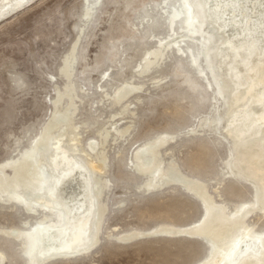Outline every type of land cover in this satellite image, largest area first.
Segmentation results:
<instances>
[{"label":"rangeland","instance_id":"obj_1","mask_svg":"<svg viewBox=\"0 0 264 264\" xmlns=\"http://www.w3.org/2000/svg\"><path fill=\"white\" fill-rule=\"evenodd\" d=\"M27 1L0 12V180L5 181L0 184V264H33L24 254V231L35 235L40 220L56 218V209L42 201L29 207L6 190H22L13 166L36 145L54 113L65 108L69 124L50 130L45 160L37 167L48 173L57 141L73 148L87 166L85 172L98 179L96 214L101 217L88 250L40 264H202L209 241L176 232L193 229L204 213L200 199L183 185V175L207 186L228 213L245 205V225L264 232L260 203L253 204L255 179L233 166L237 160L226 133L233 84L216 54L224 37L234 44L243 39L240 15L231 12L234 2L222 8L224 13L220 9L221 18L212 24L226 22L224 32L213 29L208 37L209 22L196 34L186 28L188 3L196 12V0ZM217 1L223 5L230 0H213L208 6ZM240 2L238 9L251 19L264 12V0ZM172 12L177 17L170 26ZM120 88L124 96L117 99ZM259 124L260 137L264 120ZM159 138L163 141L155 147L154 165L175 171L161 186L153 168L145 174L136 169L141 161L137 153L142 161L149 159L143 149ZM79 175L77 171L68 192H79ZM13 230L23 231L21 237Z\"/></svg>","mask_w":264,"mask_h":264},{"label":"bare ground","instance_id":"obj_2","mask_svg":"<svg viewBox=\"0 0 264 264\" xmlns=\"http://www.w3.org/2000/svg\"><path fill=\"white\" fill-rule=\"evenodd\" d=\"M210 1L213 0H196V12L191 10V4L188 3V8L186 9L188 16L185 19L186 28L190 33L196 34V32H201L203 25H207L208 22V25L211 27L213 23H216V19L221 18L222 8L227 7L228 4L233 2L231 12L234 15H240L241 24L239 27L242 30L243 39L241 41L237 39L239 43L234 44L231 39L224 37L221 45L218 47L216 55L219 63L221 62V68L224 65L226 67L224 76L229 77L231 84H233L229 103L231 127L226 131L233 142L235 161L237 160L233 166L237 167L238 164V169L241 174L250 177V179H255L254 186L257 193L253 204L260 203L261 212L264 214V147L262 145V143L264 144V136H257L260 131L259 123L261 120H264V44H261L260 37L262 36H259L261 33H264V12H259L256 19H251V16L246 10H239L241 9L239 6L242 4L240 0H230L229 2L223 3V5L220 4L221 1H217L213 8L209 7L211 5L208 6ZM25 2L28 3L27 0H0V12L14 10ZM219 10L221 13H219ZM174 17L176 18L177 14L172 12L167 18L168 25H172ZM226 26V22L218 26L214 24L211 30L208 31L206 28L205 31L207 30V36L210 37L209 34L213 29H216V34H218V31H223L224 28L226 29ZM202 51L205 58L209 60V52L206 51L204 43ZM227 59L229 62L226 64ZM66 65H68L67 62ZM183 74L186 75V72ZM188 75L186 76L188 77ZM191 81L189 79V83ZM221 82L225 83V78H222ZM259 85H261L260 87L262 89L259 93H256ZM198 87L197 85L196 89ZM68 88L70 91L73 89L70 86ZM121 90L122 88L115 95L117 99L124 96L122 93L124 89L123 91ZM222 92L223 86L218 90L219 94H222ZM60 95H63V93ZM255 102H257V107H254L255 105L253 103ZM68 121L69 115L67 108L62 112L54 113L36 145L22 154V158L17 161L18 166H13L14 174L17 176L14 177V180L18 178L17 180L22 186V190L20 191V188L16 190L17 188L14 189L12 187L6 190V192L14 195L15 199L25 203L29 207L35 203L33 202L34 200H39L42 201L43 205L49 206L51 209H56L53 213L56 217L54 220L50 219L51 221L48 223L40 220L37 223L35 235H30V231H24L26 234L24 235L23 241L24 254L30 263L33 264H40L55 256H67L88 250L93 244L92 240L94 238L91 235L92 230L97 228L98 220L101 217L98 218L96 214L98 211L96 208L98 207L96 201L99 192L98 179L88 174V170L85 172L87 166H84L85 164L82 160L76 157L73 148H64L60 146V143L62 145L61 140L57 141L55 149L49 156L48 173L37 167V163H42L45 160L44 154L50 130L59 124L67 125L69 124ZM161 141H163V138L157 139L150 146L143 147V150L150 155V158L147 160L142 161V158L140 159V151L137 155L135 153L136 159L141 160L137 164L139 166L136 168L137 171L140 174H145L153 168L154 177L158 176L157 182L160 186L167 182L164 181V177L168 178L169 174L174 171V167H172L166 172H163L160 164L154 165L157 155L155 147ZM254 150L258 153H255ZM238 160H243L244 163L242 162V166L238 163ZM77 171L80 173L78 179L80 190L77 192L78 188H71V191L68 192ZM176 173L178 174L177 171ZM184 176H180L183 185L188 191L192 192V194L194 193L200 199L204 213L199 223L193 229L190 231L188 228V230L179 229L176 232L196 233L209 241V255L202 264H264V232H257L252 226L245 225V214H248L244 213L243 215L241 212L243 211L242 209H245V205L235 207L233 212L228 213L226 206L214 201L212 195L207 191V186L201 182H196L195 179L194 181ZM1 180L0 184L2 185L5 181L2 180L3 182L1 183ZM16 182L15 185L17 184ZM17 186L19 185L17 184ZM76 194L80 196L79 199L76 198ZM45 195L48 197H45ZM246 206L249 207L248 204ZM251 209L253 208L251 207ZM216 229L218 233L214 234V230ZM161 231L164 232L165 230L162 229ZM12 232V234L19 238L23 233L21 230H13ZM1 262L2 257L0 256Z\"/></svg>","mask_w":264,"mask_h":264}]
</instances>
